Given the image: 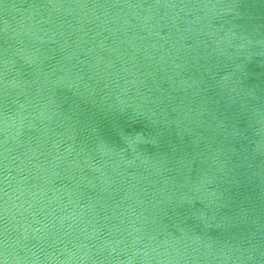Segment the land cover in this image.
Listing matches in <instances>:
<instances>
[{
  "label": "water",
  "instance_id": "water-1",
  "mask_svg": "<svg viewBox=\"0 0 264 264\" xmlns=\"http://www.w3.org/2000/svg\"><path fill=\"white\" fill-rule=\"evenodd\" d=\"M0 264H264V0H0Z\"/></svg>",
  "mask_w": 264,
  "mask_h": 264
}]
</instances>
